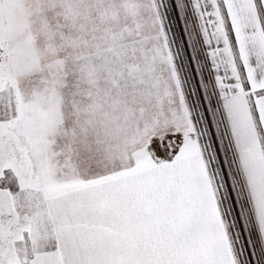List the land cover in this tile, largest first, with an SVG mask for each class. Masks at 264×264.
Instances as JSON below:
<instances>
[{
  "label": "snow or ice",
  "instance_id": "obj_1",
  "mask_svg": "<svg viewBox=\"0 0 264 264\" xmlns=\"http://www.w3.org/2000/svg\"><path fill=\"white\" fill-rule=\"evenodd\" d=\"M0 264H264V0H0Z\"/></svg>",
  "mask_w": 264,
  "mask_h": 264
}]
</instances>
